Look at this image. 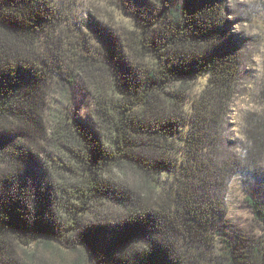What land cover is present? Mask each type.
Instances as JSON below:
<instances>
[{"label":"trees","instance_id":"16d2710c","mask_svg":"<svg viewBox=\"0 0 264 264\" xmlns=\"http://www.w3.org/2000/svg\"><path fill=\"white\" fill-rule=\"evenodd\" d=\"M105 1L0 0V264H264V102L236 137L226 0ZM236 176L258 235L229 224Z\"/></svg>","mask_w":264,"mask_h":264},{"label":"rangeland","instance_id":"374dc122","mask_svg":"<svg viewBox=\"0 0 264 264\" xmlns=\"http://www.w3.org/2000/svg\"><path fill=\"white\" fill-rule=\"evenodd\" d=\"M69 1L79 13L85 14L87 9L97 14L98 10H107L105 0ZM226 4L227 15L232 21L231 30L244 53L242 92L235 103L230 126L236 137L243 139L242 126L246 113L261 109L264 102L260 92L264 88V0H226ZM81 101V116L89 127L94 128V103L88 95H82ZM244 199L241 177L236 176L230 183L227 195L229 224L237 232L258 235L261 227Z\"/></svg>","mask_w":264,"mask_h":264}]
</instances>
